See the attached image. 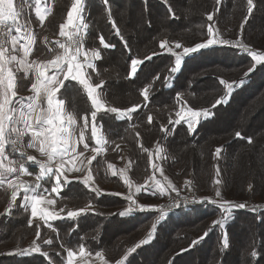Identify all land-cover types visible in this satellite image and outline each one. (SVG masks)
I'll use <instances>...</instances> for the list:
<instances>
[{"label":"trees","instance_id":"16d2710c","mask_svg":"<svg viewBox=\"0 0 264 264\" xmlns=\"http://www.w3.org/2000/svg\"><path fill=\"white\" fill-rule=\"evenodd\" d=\"M42 1L50 9L46 21L38 19L34 7L18 17L19 23L26 24L24 30L35 36L32 60L39 62L53 59L60 51L56 44L60 41V25L65 24L67 12L75 2ZM253 5L249 12L247 0H219V3L217 0H108L107 4L104 0H84L82 17L87 28L83 47L88 52L101 53L94 68L87 71L90 82L102 85L100 95L108 107L135 111L129 114L130 118L123 119L117 113L97 114L95 123L102 129L105 146L93 164L92 173L97 183L102 176H109L108 181L100 188L93 184L88 188L73 180L64 183L55 198L57 209H63L62 219L49 226L30 225L29 211L16 202L3 218L4 232L10 236L16 227L8 228L15 222L12 219L16 215L23 217L18 226L22 231H34L28 236L40 245V252L29 250L24 255L1 258L0 264H65L68 250L79 251L80 247L91 254L101 252L111 264L121 260L124 264H264L261 205L234 208L229 222L219 227L214 222L222 218L224 210L218 204L194 203L171 210L157 225L156 232H152L158 213L115 215L128 203L112 189L105 191L113 185L111 182L123 186L119 173L115 177L109 174L111 163L122 166L119 157L125 156L130 162L127 174L131 181L142 185L151 174L149 154L159 151L168 175L178 178L180 173L189 174L194 189L203 180L211 182V173L217 167L223 185H231L234 180L240 184L239 202L245 201L244 198L246 203L257 197L264 198V121L259 118L264 113V64L257 65L242 48L229 44L194 53L184 59L179 72L172 73L175 56L160 48L164 41L193 47L210 38L208 26L212 25L222 39L239 41L252 51L264 52V0H253ZM209 13H213L212 21L207 20ZM100 36L109 48H103ZM132 59L144 61L134 77L130 72ZM250 67L254 71L245 77ZM221 79L232 83L234 90L226 104L213 108L215 101L226 92L225 85L219 83ZM241 80L245 83L240 84ZM145 88L147 100L143 96ZM58 97L76 117L78 129L83 127L85 115L90 122L94 109L82 85L65 81ZM182 105L211 113L208 119L200 120L193 134L187 125L172 122ZM237 131L241 137H236ZM85 139L88 147L94 146L90 127L85 130ZM217 148L221 149L219 156ZM237 160L236 169L230 170L232 162ZM217 176L214 172L213 178ZM40 185V192L47 195L54 179L45 178ZM44 189L48 192L44 193ZM140 199L147 205L157 206L168 197L143 192ZM82 208L87 212L74 220L67 217L69 211ZM13 212L16 214L12 216ZM38 230L49 231V237L45 238L42 232L37 238ZM225 235L229 241L226 249L223 248ZM146 237H149L148 244L141 245L135 253L128 252ZM201 237L193 246L192 241ZM49 239L52 244H45ZM253 251L257 256H251Z\"/></svg>","mask_w":264,"mask_h":264},{"label":"snow or ice","instance_id":"6c2138e0","mask_svg":"<svg viewBox=\"0 0 264 264\" xmlns=\"http://www.w3.org/2000/svg\"><path fill=\"white\" fill-rule=\"evenodd\" d=\"M107 4L108 0H104ZM219 3V0H217ZM248 11L251 12L253 5V0H247ZM35 7V13L39 17L40 21L45 20V14L41 11V0H0V35L4 38L0 39V186L5 183L12 189L11 199L15 201L19 194L21 188H23V201L24 207H31V215L35 217L39 211L42 214V218L45 221L62 219L59 214L46 212L41 208V205L45 203L46 196L38 191L41 188L39 183L34 185H29L26 182L17 183L19 176L22 174H29L28 169L24 166L27 161H32L39 164V175L36 176V180L40 181L47 177L49 180L54 179L55 183L51 188V192H57L63 185V181H67V176L64 175L65 171H76L79 172L80 169L75 166V161L79 156L83 155V152H77V145L84 141L85 130L89 127V117L84 116L83 127L77 128V119L75 116L70 114L65 110L64 100L57 97V93L62 87H64L65 81L78 82L79 85L83 86L88 97L91 99V104L94 106L95 111L91 112L92 123V136L96 138V144L103 145L104 141L101 137L96 135V118L97 113L102 109L106 113H117L118 118L123 119L125 117L130 118V113L135 111L134 108L120 110L115 107L105 108V105L98 94V89L101 88L100 83H92L90 76L86 73L85 68H92V59L99 58L101 53L99 51H92L91 56L88 51L83 50L82 40H81V28H87V25L83 23V17L80 15L84 9L81 0H75L72 4L71 10L67 12V23L60 25L59 35L65 37V41H56L58 45L57 52L53 59H48L47 61L37 62L35 60L30 61L28 57L32 51V41L35 39L31 34H24L20 36H13L12 31L15 29L17 33H20L22 28L26 27L18 22V17L21 16L25 8ZM170 15H173L170 12ZM79 16V20H77ZM207 20H213V13L207 15ZM11 22L9 24L8 22ZM27 23V22H26ZM73 29L71 32L65 31V29ZM117 34H119V29H116ZM6 33V35H4ZM208 35L211 38L206 39L204 42L197 43L193 47H184L183 54L173 53L175 56V66L171 68L172 73H177L180 71L182 60L189 54H194L200 50L209 49L215 45H229L234 47H240L246 53H248L253 61L259 65L264 64V52H256L249 49L245 44L239 41H230L220 38V36L213 31V26H208ZM26 39L27 43L21 44L20 41ZM47 40V38H45ZM100 43L103 45L104 49L110 47L109 44L104 42L103 36L99 37ZM167 42H161L160 48H166ZM180 44H176V48H180ZM167 51L172 52L171 48H167ZM22 53V55H21ZM83 57V61L80 59ZM151 59V57H147ZM144 61L141 59H132L130 63V72L134 77L138 71V68ZM51 71V75L49 72ZM254 71L252 67L248 69V72L244 73L245 77H248L249 73ZM23 73V76L20 73ZM33 79V83L29 86V91L32 93L28 96L18 95V84L22 79ZM220 84L225 85L226 92L225 95L218 98L212 105L213 108L226 104L228 102L229 96L232 94L233 84L227 83L224 80L219 81ZM240 84H244L245 80H241ZM144 99H148L147 88L143 91ZM179 120L175 123H180V121H185L187 123V128L189 131L194 132L196 125L200 123V118L208 119L211 113L204 109L202 111H195L189 108L184 111L182 108L176 113ZM149 122H151L152 117H148ZM167 131V130H165ZM78 133V139H77ZM236 137H241V133L237 131L235 133ZM27 138V139H26ZM248 143L251 140L248 139ZM83 148L87 149L88 144L84 143ZM26 149H34L39 153L42 158L37 159L36 156L27 153ZM102 147L94 148L93 151L99 154ZM147 151V150H145ZM221 152L220 148L216 149V153ZM19 153L20 157L23 158L22 161H16L10 159L9 157ZM96 156H92L88 160L91 164L92 160H95ZM72 165V167L65 169V161ZM58 164V167L56 165ZM111 167V165L109 166ZM55 168V170H54ZM154 172L160 171L163 175V170L159 169L157 165H153ZM15 174V179H10ZM116 175L114 171L112 173ZM92 179L91 172L84 179V184H89ZM127 184L128 181L125 180ZM217 184L220 181H216ZM130 187V185H129ZM146 191L151 190L153 195H169L172 192H176L177 196L172 198L173 203L167 206L165 210L164 206H151L145 204H139L133 199V196L129 194L126 197L128 201V206L121 212L115 214L121 217H127L134 215L136 212H152L156 215V222L152 224V232H156L157 225L161 221H164L166 216L169 215L170 211L173 209H179L186 205L194 203H206L208 199L203 200H188L185 198L183 201L179 200V192L175 186H168L162 184L159 180H154V182L145 188ZM98 191V189H94ZM137 191H140L138 188ZM48 189H44V193H47ZM29 193H31L29 195ZM216 197H220L221 193L219 191L215 192ZM48 204H54L55 201L52 199H47ZM212 204H217V200H211ZM12 205H9V210H11ZM219 207L224 210V214L221 219L214 222L216 226L224 227L226 222H229L230 217L233 212V208L244 209L245 204L240 203L232 205L229 201H223L219 204ZM63 211V209H61ZM87 209H79L78 211H69L67 217L70 219H75L79 217L82 213H86ZM212 229H209L211 231ZM208 232H205L207 236ZM37 238H39V232L37 231ZM203 237L192 241V245L195 246L200 242ZM45 244L51 245L52 240H45ZM148 240H141L135 247L129 248V253H135L136 250L141 245L148 244ZM229 241L225 235L223 238V248H228ZM28 250H19L20 255H24ZM31 251L33 253L40 252V245L35 244L32 246ZM47 255V253H44ZM86 254V249L84 247L79 248V253L76 251L68 250L66 264H75V258L77 255L83 257ZM91 256V252L87 253ZM96 256L104 261V264H108L107 260H104L103 254L101 252H96ZM251 256H257V252L253 251ZM127 259V257H125ZM117 264H124V261H117Z\"/></svg>","mask_w":264,"mask_h":264},{"label":"rangeland","instance_id":"374dc122","mask_svg":"<svg viewBox=\"0 0 264 264\" xmlns=\"http://www.w3.org/2000/svg\"><path fill=\"white\" fill-rule=\"evenodd\" d=\"M42 2L43 1L41 0V11L45 14V19H46L47 16L50 14V9H49V7L46 8L45 5ZM14 3H16L15 0H14ZM28 10L29 9L26 7L23 12H27ZM34 12H35V7H34ZM38 19H39V17H38ZM18 22H19V20H18ZM10 24H11V22H10ZM20 24H22V23H20ZM13 30L15 31V29H13ZM213 31L216 32L220 36V38H222L221 35L216 31V29L213 28ZM20 34L21 35L31 34V32L29 33L27 31H25L24 28H22ZM4 35H6V33ZM16 36H17V34H16ZM64 39H65V37H64ZM84 39H85V28H81L82 45L84 43ZM63 40H60V41L63 42ZM24 41H27V40L24 39ZM176 44H179V43L178 42L171 43V44L167 43L166 48H164V49L167 51V48H171L172 52H170V53L183 54V48L187 47V46H184V45L180 44L181 47L180 48H176ZM215 46H221V45L218 44V45H215ZM215 46H212V47H215ZM83 50H84V47H83ZM84 51H86V50H84ZM167 52H169V51H167ZM91 53L92 52H89L90 56H91ZM191 55H193V54H189L188 56L184 57V59H186L187 57H189ZM80 59L83 61L84 58L81 57ZM97 59L98 58H93L92 59V64H93L92 68H94L95 61ZM184 59L182 60L181 67L183 65ZM88 69L89 68H85L86 73H87ZM233 90H234V87H233ZM233 90H232V93H233ZM97 91H98V94L100 95L99 89ZM231 96H229L228 100L231 98ZM100 98L102 99L101 95H100ZM90 101H91V99H90ZM102 101H103V103L105 105V108H108V106L105 103V101L103 99H102ZM92 107H93V109L95 111V108H94L93 105H92ZM182 108L184 109V111H187L189 109L186 105H182L177 110V112H179ZM202 110H203L202 108L198 109V111H202ZM103 112H105V111L102 109L97 114L103 113ZM176 113L173 116L172 122H175V121L179 120V117L176 115ZM259 118L261 119V121H264V113H262ZM200 120L202 121V120H205V119L203 117H201ZM92 123L93 122L90 120L89 127H90V130H91V135H92ZM180 123H183V124L187 125V123L185 121H180ZM180 123H178V124H180ZM198 125H199V123L196 125V128H195L194 132H196V130L198 128ZM101 132H102L101 127L97 125V127H96V135L98 137H101ZM189 132L191 134L194 133L192 131H189ZM93 141H94V144L96 146H98V144H96V138L95 137H93ZM216 155L219 156V154H217V153H216ZM81 158H82V160L83 159L87 160V163H88V160L91 159V156L87 152H85V153H83L82 156L79 157V159H77L75 161V166L80 169L79 172H82L81 165H80V163H78ZM149 158H150V160H149ZM149 158H148V163H149V167L151 168V174L149 173L148 176L145 178L144 184L138 185V184H135L136 183L135 181H133L134 182L133 183L131 181L130 176L127 174V172L130 173V169H131V165H130V162L128 161V159L125 156L119 157V162H121L122 166L119 165L120 163L119 164L111 163L110 164L111 167H109V174L112 177H115L117 175H113L112 173L114 171L116 172V174L119 173L120 177L123 179V186L115 185L113 182H111L113 185L106 187L105 191L107 189L108 190L112 189L113 192H116L117 194H119V196H121L120 198L124 199L126 201V203H128V201L126 200V197L129 194H131L133 196V199L136 200L137 203L145 204L146 202L143 201L142 199H140V196H143V192L145 194H147V195H150V196H157V195L151 194V190L146 191L145 188L147 186L151 185L154 182V180H159L162 184H164L166 186H168L169 184L171 186H175L176 189L179 192V200L180 201H183L185 198H187L188 200H197V199L203 200V199L207 198L208 202H211V200H213V199L217 200L218 201V203H217L218 205L221 202L223 203V201L226 200V201H229L232 205L240 204V203L243 202V204H245V207L250 206V205H252V206H255V205L260 206L261 205V209H264V198L261 199V198L257 197V198H254L253 201H250V202L247 201L248 203H246V198H244L242 200H245V201L239 202L241 200L240 199L241 198L240 194L242 193V191L239 188L240 184H236L235 180H234L233 181L234 183L231 182V185H223L222 178H221L222 175H221V173H220V171L218 170L217 167L215 168V170H213V173H211L212 174L211 182H207L206 183L205 182L206 180H203L204 177H202L201 179L203 180V184L198 185V187L194 189L192 176H190L189 174H182L181 175V173H180L179 174L180 177H178V178H175L177 176L172 177L171 175H168L167 168H166V166H165V164L163 162L164 160H163V158H162V156H161L159 151L155 155H153V153L149 154ZM96 159H97V157H96ZM96 159L92 160L91 164H89V166H88V171L89 172H94L95 169H94V165L93 164L96 161ZM219 159H220V157L218 158V160ZM237 162H238V160L236 162H234V163L232 162L233 166L230 167V170H235L236 169L235 166H236ZM215 163L218 164L217 160L215 161ZM84 164L86 165V161L84 162ZM223 164L227 165V162L223 161ZM153 165H157L159 167V169H162L163 170V175H161L160 171H158V170L154 172ZM70 166L72 167L71 164H70ZM73 172L74 173H78L76 171H73ZM214 172H215V176L218 175L216 179L213 178L214 177ZM108 177L109 176L99 177L98 178V183L96 182V179H95V181L93 182L94 187L95 188H100V186L102 187L103 185H106L105 183L108 181ZM125 180L128 181L127 184L125 183ZM218 180L220 181L219 184L216 183V181H218ZM109 183H110V181L108 182V184ZM129 185H130V187H129ZM138 188L140 189V191H137ZM124 190H126V192ZM217 191H219L221 193L220 197H216L215 196V192H217ZM165 196L168 197V199L165 200L164 203L162 202L159 205H157L156 207L164 206L165 210H167V206L174 202L172 198L176 197L177 193L175 192L174 194H172V196H169V195H165ZM8 200H9V198L7 197V195L5 193H1L0 194V232H1V230L3 231V233H0V259L1 258H9L11 256L18 255L19 250H21V249H27L29 251V250H31V248L34 245V243L36 242V241L34 242L32 240V238H33L32 236H28V234H33L34 231L26 229V230H23L24 231V233H23V231L21 230L20 226H18L20 224V222L24 219L23 217H19V215H16L15 218L12 219V221L13 222L15 221V222L13 224H10L9 227H8V228H13L14 225L16 226V227L13 228L14 230H12V232L10 233V236L5 234L4 225H2L1 223L3 221L4 216L8 215V212L6 211V206H7V204H9ZM199 200H197V201H199ZM145 205H147V204H145ZM41 208L42 209H46L47 208V203L45 202L44 204H42ZM15 214L16 213L13 212L11 215L13 216ZM39 215H41V213L38 211L36 216H39ZM21 224H22V222H21ZM5 230H6V228H5ZM38 232H39V235L43 232L42 234L44 235L45 238L49 237V235H50L49 231H45L44 230V231L41 232L40 230H38ZM13 233L15 234L16 237L13 236ZM36 234H37V232H36ZM24 235H27L26 239L24 238ZM148 238L149 237H146L144 240H148L149 241ZM76 252L79 253L78 250ZM87 253L88 252L86 251V254L83 257L77 255V257L75 258V264H104V261L101 260L100 258H98L96 256V254H91V256H88ZM103 257H104V260H107L104 255H103ZM108 264H111V263L108 261Z\"/></svg>","mask_w":264,"mask_h":264},{"label":"crops","instance_id":"0c3cea01","mask_svg":"<svg viewBox=\"0 0 264 264\" xmlns=\"http://www.w3.org/2000/svg\"><path fill=\"white\" fill-rule=\"evenodd\" d=\"M15 2H16V0H15ZM83 2H84V0H81V3L83 4ZM75 3V2H74ZM80 15H82L83 16V12L80 14ZM49 16V15H48ZM48 16H47V18H48ZM47 18L44 20V21H46L47 20ZM77 20H79V16H77ZM43 21V22H44ZM67 23V19H66V21H65V24ZM9 24H10V22H9ZM68 30V28L67 29H65V31H67ZM16 34H17V36H20L21 34L20 33H17L16 31H14L13 30V32H12V35L13 36H16ZM31 35L32 36H34V34H32L31 33ZM35 37V36H34ZM64 39V37H61L60 36V40H63ZM65 40V39H64ZM63 40V41H64ZM20 43L21 44H25V43H27V41H24V39H22L21 41H20ZM34 47H35V39L32 41V51H31V54H30V56L28 57V59L30 60V61H32V54H33V51H34ZM21 55H22V53H21ZM37 62H39V61H37ZM52 73H51V71L49 72V75H51ZM20 75L21 76H23V73L21 72L20 73ZM34 81H33V79H31V78H29V79H22V80H20L19 81V84H18V95H21V96H28V95H31L32 93L29 91V86L31 85V83H33ZM57 97H58V93H57ZM59 98V97H58ZM65 106V105H64ZM65 110L67 111V109L65 108ZM68 112V111H67ZM96 127H97V125H96ZM101 137H102V139H103V141H104V143H103V145L101 146V145H98V146H96L95 144H94V146L93 147H88L87 149H84L83 148V144L84 143H86V139H84V141L83 142H81V143H79L78 145H77V148H76V151L77 152H83V153H85V152H87L91 157L92 156H98L97 155V153H95L94 151H93V149L94 148H97V147H102V150H101V152H103V150H104V146H105V140H104V138H103V136H102V132H101ZM27 139V138H26ZM77 139H78V135H77ZM94 143V142H93ZM29 150V152H31V153H33V154H35V155H37V156H39V153L38 152H36L34 149H28ZM100 152V153H101ZM95 153V154H94ZM40 157V156H39ZM80 157V156H79ZM79 157L77 158V159H79ZM10 159H13V160H16V161H22L23 159L22 158H18L15 154L14 155H12V156H10L9 157ZM41 158V157H40ZM86 161V165L84 164V162ZM78 163H80V165H81V169H82V172H78V173H74L73 171H65L64 172V175H66L67 176V181L65 182V181H63V179H62V185L65 183H68L69 181H71V180H73V181H80V182H82L83 184H84V179L88 176V174H89V171H88V166H89V163H87V160H85V159H83L82 160V158L80 159V161L78 162ZM24 166L28 169V173L29 174H22V175H20L19 176V179L17 180V183H23V182H26V183H28L29 185H34V184H36V183H39V184H42V181L45 179V178H47V177H45L44 179H42V180H40V181H37L36 180V176L37 175H39V165H36V164H31V163H29L28 161L27 162H25L24 163ZM56 167H58V164L56 165ZM71 166H70V163H68L67 162V160L65 161V169H68V168H70ZM54 170H55V168H54ZM91 176H92V179L89 181V184H85V186L86 187H88V188H90L91 187V185L93 184V182H94V175H93V173L91 172ZM16 178V176H15V174L12 176V177H10V179H15ZM54 183H55V181H54ZM63 187V186H62ZM62 187L57 191V192H50L49 194H47V195H45L46 196V200H45V202L47 203V199H52V200H54L55 201V203L54 204H48L47 203V208L46 209H44L46 212H52V213H56V214H59L61 217H63V215H64V213L62 212V211H60V210H58L57 209V207H56V196L60 193V191L62 190ZM38 191H40V189L38 190ZM1 193H5L8 197H9V204H7V206H6V211L8 212V214L11 212V210L15 207V205H16V202L17 201H19V206H21V207H23L24 209H25V207H24V201H23V195H24V192H23V188H21L20 189V191H19V194H18V196H17V199L15 200V201H12V199H11V195H12V189L7 185V183H5L3 186H0V194ZM31 193H29V195H30ZM12 205V207H11V210H9V205ZM26 210V209H25ZM26 211H29V214H30V219H29V223H30V225H34V224H40V223H43L44 225H46V226H49L52 222H54V221H56V220H59V219H55V220H48V221H45V219H43L42 218V214L41 215H39V216H35V217H33L32 215H31V207L29 206L28 208H27V210ZM66 261H67V256H66ZM66 264V263H65Z\"/></svg>","mask_w":264,"mask_h":264},{"label":"built area","instance_id":"2783aa9c","mask_svg":"<svg viewBox=\"0 0 264 264\" xmlns=\"http://www.w3.org/2000/svg\"><path fill=\"white\" fill-rule=\"evenodd\" d=\"M73 29H71V28H68V32H71ZM4 38V36L3 35H0V39H3ZM65 40H66V38H65ZM64 40V41H65ZM26 151H27V153L28 154H30V155H34V156H36L37 157V159L38 160H40V159H42V158H40L39 156H37V155H35V154H33V153H31V152H29V150L28 149H26ZM18 158H22V157H20V155H19V153H16L15 154ZM23 159V158H22ZM29 163H31V164H36V165H39V164H37V163H34V162H32V161H28Z\"/></svg>","mask_w":264,"mask_h":264},{"label":"bare ground","instance_id":"6f19581e","mask_svg":"<svg viewBox=\"0 0 264 264\" xmlns=\"http://www.w3.org/2000/svg\"><path fill=\"white\" fill-rule=\"evenodd\" d=\"M83 87V86H82Z\"/></svg>","mask_w":264,"mask_h":264}]
</instances>
